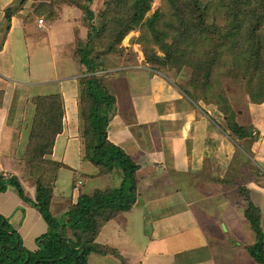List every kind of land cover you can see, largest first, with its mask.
<instances>
[{"label": "trees", "instance_id": "16d2710c", "mask_svg": "<svg viewBox=\"0 0 264 264\" xmlns=\"http://www.w3.org/2000/svg\"><path fill=\"white\" fill-rule=\"evenodd\" d=\"M25 1L20 2L23 5ZM152 2L106 0L104 9L99 12L98 25L94 23L96 14L91 9L92 0L76 4L87 22L86 37L75 41L73 53L74 60L86 74L76 80L77 107L81 164L89 163L91 173L81 174L89 178L113 175L119 185L82 193V186H77L78 177L72 187L76 198L60 219L52 215L54 189L40 170L47 166L65 167L44 159L52 153L57 135L64 131L65 111L61 95L35 96L31 100L34 113L26 153L22 155L23 165L17 166L24 179L26 172L35 180V196L31 198L26 193L17 175L5 177L1 172L0 193L14 190L22 202L40 215L47 230L35 238L34 249L30 250L10 219L0 214V264H90L92 254L125 264L119 250L99 244L97 238L107 223L122 213L131 212L136 205L140 166L107 137L116 101L105 77H98L96 72L110 68L109 54L122 56L121 42L131 31L145 29L141 40L143 64L153 71L169 74L191 106H197L199 112L205 114L209 107L221 116L224 130L238 143L245 140L247 145L242 149L246 153L248 146L258 140L259 132L253 127L236 122L237 113L216 82L221 86L223 79L230 78L243 85L252 103L264 100V29L259 32L264 24V0H166L169 21L162 19L164 15L159 10L146 17ZM211 7L214 14L218 12L223 17L222 26L208 21ZM12 12L11 6L4 10L6 21L10 20ZM152 45H156L161 54ZM199 45L204 46L203 50L198 49ZM249 63L254 66H244ZM240 188L245 201L244 216L255 235L254 243L244 247L257 264H264L261 210L252 202L249 190Z\"/></svg>", "mask_w": 264, "mask_h": 264}, {"label": "crops", "instance_id": "0c3cea01", "mask_svg": "<svg viewBox=\"0 0 264 264\" xmlns=\"http://www.w3.org/2000/svg\"><path fill=\"white\" fill-rule=\"evenodd\" d=\"M12 1L0 0V172H6L8 176L17 175L26 193L33 198L35 187L33 190L30 185L26 187L27 182L17 169L15 155V150L22 143L20 141L23 130H29L34 113V108L32 113L27 110L29 106L34 107L31 100L35 96L60 94L64 97L66 129L57 135L52 153L45 155L44 159L65 165L60 166L58 171L81 169L76 80L83 69L78 65L76 68L66 69L67 74L54 69L43 75L33 73V77H30L32 75L29 76V73L36 70V63L43 62L44 65L39 53L31 52L30 32L36 30L39 34L45 27L44 24L38 25L37 19L24 23L21 17L4 22L3 12ZM16 27H21L24 31L14 32ZM44 43H36V52L40 51L43 56L45 53L41 48ZM53 50L56 52L55 48ZM73 59L70 61L72 64L75 62ZM23 72L29 77H22ZM150 75L139 85V79H144L143 73L131 74V79L126 76L130 84L125 89L117 90L118 94L114 92L116 112L110 121V125L113 123L117 129L118 124H126L125 120L130 123L127 124V129L124 128V133L120 134L122 138L118 145L140 166L137 185L139 195L131 212L138 218L137 223L140 220L141 225H150L153 228L152 233L144 240L182 238L185 243L180 239L178 241L185 253L203 249V259L192 256V264L248 263L250 256L244 246L252 245L255 235L243 216L244 202L238 185L249 190L251 200L255 201L252 202L260 208L264 234V100L252 103L245 92H238L236 96L241 99L237 105L227 93L237 113L236 122L240 126H251L255 132H259L258 140L248 146V154L242 149L247 145L245 140L238 143L231 137L223 128L225 124L221 116L216 115L209 107H206L208 114H205L199 112L195 106L184 104L185 101L176 87L167 84L162 77L160 79L152 76L150 81ZM156 86H160L158 91L161 93L152 92L153 88L157 89ZM168 88L170 91L166 93ZM165 94L169 95L164 99L161 95ZM27 118L30 121L26 123ZM119 133H110L109 138L113 143L117 142ZM253 157L259 158L263 167ZM236 159H240L239 163L253 164V170L248 177H244V164L235 166ZM236 195H239L238 198H235ZM72 196L74 194L71 199ZM15 203L18 206L23 204L22 207L19 206L23 216L19 221L18 232L23 230V226L28 227L34 240L46 232L45 222L41 221L40 215L22 202L12 189L0 193V214L9 218L13 224L14 211L11 205ZM67 208L66 206V210ZM50 211L52 213V207ZM151 211L158 214L168 212V215L155 221L157 216L154 217ZM115 220L117 218L107 224ZM125 221L135 222L133 218ZM243 221L247 222L245 226ZM162 225L165 227L158 231V226ZM34 226L36 228L33 230ZM239 226L242 229L248 228L250 233H246V236L250 241H246L244 235H237ZM194 234L197 235L194 236L197 243L190 242V237ZM158 253L156 256L150 252L151 257L163 259L161 264H171L181 251H176L175 248L166 253ZM93 255L90 256L89 263ZM149 259L146 256L139 264H147ZM150 264L160 263L153 259Z\"/></svg>", "mask_w": 264, "mask_h": 264}, {"label": "rangeland", "instance_id": "374dc122", "mask_svg": "<svg viewBox=\"0 0 264 264\" xmlns=\"http://www.w3.org/2000/svg\"><path fill=\"white\" fill-rule=\"evenodd\" d=\"M21 0H13L9 6L13 8V12L11 14V19H16L20 18L23 20L24 23H27L28 21L31 20H36L41 19L43 21L45 29L40 31L38 34L36 30L31 31V38L30 40V48L32 54H37L39 53V58L40 60H44V65L43 62L41 63H36V70L32 71L29 73L30 77H33V73H37L38 75H43L44 73H49L52 70H57V71H63L65 74L66 69L69 68H76L78 66L77 62L75 61L73 64L70 62L71 58H74V47H75V41L85 39L86 33H87V22L84 21V14L83 11L78 8L76 4H83L86 2V0H74L73 2L68 1V0H26L25 3L22 5L20 2ZM106 0H92L91 9L94 11L96 14V17L94 19L95 24H100L101 17L99 15V12L104 9V3ZM8 6V7H9ZM156 10H159L161 14L164 15L162 18L163 20H170V11L168 9V6L166 4V0H153V2L150 5V10L146 13V17L151 16ZM208 21L211 22H216V24L223 25V17H221L220 13L214 14L213 12L214 9L211 7L208 10ZM4 13V12H3ZM5 16H3V19ZM5 20V19H4ZM3 21V20H2ZM1 21V23H2ZM7 22L8 21H4ZM49 28V29H48ZM264 29V24L262 25V28L259 29V32H261ZM24 30H22L21 27H16L14 32L21 33ZM143 32L144 35L146 34L145 29L143 30H134L128 33L124 39L121 42L120 47L124 48L123 49V54L122 56H113V54L108 55V59H111V61L108 63L110 68L103 70V71H98L96 72V75L98 77H105L107 83L111 86L113 90V95L116 101V95L114 94L117 93V90L125 89V87L129 86L130 83L127 80L126 76L131 79V74H139L143 73L144 79L141 78L139 81H145L147 78L148 73L151 74V79L152 76L153 78H160L164 79V81L171 85L172 87H176L171 76L167 73H162V72H157L149 69L147 66L143 64L144 62V55H143V45L141 44V40L143 38ZM262 33V32H261ZM4 35V34H3ZM0 36H2L0 34ZM142 36V37H141ZM141 37V38H140ZM35 38V39H33ZM37 39V40H36ZM38 42H45L44 47L41 48L42 52L45 53V56H43L40 51L36 52V43ZM170 41V40H168ZM156 51L161 54L158 51V48L156 45H152ZM199 50H203L204 46L199 45L198 46ZM53 48H55L56 52H54ZM53 52L55 53V60H53ZM61 58V59H60ZM61 60V61H60ZM74 61V59H73ZM248 68H252L254 66L253 63H249L247 65ZM79 68L82 69V67L79 65ZM77 73V72H73ZM124 73L126 75H124ZM254 73H252L253 75ZM22 77L27 78L29 76L25 75V72L21 74ZM61 75V74H60ZM79 75L84 77L86 74L84 71H80ZM78 75V76H79ZM62 76V75H61ZM76 75V77H78ZM80 76V77H81ZM170 76V77H169ZM162 77V78H161ZM134 78V77H132ZM38 79V78H35ZM135 79H137L135 77ZM263 85H264V79H263ZM144 84V83H143ZM167 84L166 87L168 86ZM220 83L216 82V86L219 88H223L224 93H229L231 96V99L233 102H235L238 105V101H240L241 98L236 96L238 92L244 93V88L243 85L237 83L236 81L230 79V78H225L221 82V86H219ZM155 88L157 89H152V92H157L160 90V86H156ZM178 90V93L182 95V99H184L185 103L184 104H189V101L187 100L186 95L180 90ZM170 91V88L167 89L168 93ZM161 93V91H158ZM164 93V91H163ZM78 94V93H77ZM144 95V93H140ZM60 95V94H59ZM169 94H165L164 96L161 95L162 98H167ZM62 97V96H61ZM127 97V96H126ZM64 97H62L63 101V107H64ZM121 99V98H120ZM197 107V106H196ZM34 107H30L27 110L29 113H32V109ZM199 110V109H198ZM200 111V110H199ZM26 123L27 121H30L29 118L25 120ZM31 122V121H30ZM126 124H118V129L114 127L113 123L107 127V137L110 136V133L114 132H120L118 136V140L115 143V145H118L119 141L121 140L122 136L120 134L124 133V128L127 129L126 127L127 124L129 125V121L125 120ZM64 130L66 129V125L64 123ZM116 129V130H115ZM20 130V129H19ZM21 131V130H20ZM22 132V131H21ZM134 132V131H133ZM109 135V136H108ZM22 139L20 141V147L15 150V155H16V164L18 167H21L23 165V159L22 155L23 153H26L27 149V137H28V129H24L23 133L21 135ZM67 139V138H66ZM110 139V138H109ZM119 146V145H118ZM121 147V146H120ZM253 156V155H252ZM45 157V156H44ZM239 156H237L238 158ZM254 158V157H253ZM256 163L260 166H262L260 159L259 158H254ZM48 160V159H45ZM50 161V160H48ZM240 159H236L235 166H238L240 164H244V177H248L250 174V171L253 170V164L251 163H239ZM89 164V163H88ZM84 166V163L81 167V169L73 170V171H66V170H60L58 171L57 168L54 167H49L47 166L46 168H42L41 174L43 177L50 182V186L55 191V195L51 199V206L52 207V213L54 216L57 218H61L62 214H64L66 210V206H69V202L72 201V199L76 198L75 193L73 192V184L76 178H78L77 186L81 187V192L86 193L88 191L89 193H92L93 189L98 188V189H105L106 187H114L119 185V180L114 178L113 175H104L101 177H94V178H89L86 177L85 175H82L81 172L83 173H91V166ZM237 166V167H238ZM246 166V167H245ZM237 167H234L237 169ZM263 167V166H262ZM235 169V170H236ZM93 172V170H92ZM252 172V171H251ZM81 174V175H80ZM3 175L5 177H8V174L6 172H3ZM57 176V177H56ZM56 179V180H55ZM27 183L26 187L32 186V190L35 187L34 184V179L27 175L25 172V179ZM83 182V184H81ZM85 182V183H84ZM54 183V184H53ZM80 184V185H79ZM241 185H238V187ZM239 189H241L239 187ZM236 190V188H235ZM74 193V196H72L71 199V194ZM233 195V194H232ZM230 195V197L232 196ZM33 196H35V190L33 192ZM239 195H236L235 198H238ZM240 197L243 199V196L240 195ZM34 198V197H33ZM73 199V200H74ZM254 199V198H253ZM254 201V200H252ZM244 204L245 201L243 200ZM255 202V201H254ZM243 204V208L245 210V205ZM23 204H19L20 207H22ZM18 204H12L11 207L13 208L12 211L14 219L13 226L14 228H19L20 227V219L23 216L22 213L23 211L19 208ZM264 208V205H263ZM54 210V211H53ZM65 211V212H63ZM165 211V210H164ZM36 213V211L34 210ZM242 213V212H241ZM143 214V213H142ZM151 214L155 217V221H158L159 219H164L166 215H168V212H164L163 214H158L157 212L151 211ZM244 216V215H243ZM120 217V218H119ZM127 218H133L135 220L132 221L131 223L127 220ZM245 218V216H244ZM245 220H247L245 218ZM42 221V219H41ZM138 218L134 216L133 212L130 213H122L117 217V220L111 222L110 224H107L101 229V232L97 238V242L102 245H109L119 251L122 252L123 255V261L127 264H139L143 258L150 257L149 262L147 264H150V261L154 259V262L162 263L163 259L160 257H151L150 252L153 255H158V251H164L166 253L169 250H174L176 248V251H181L179 255H177V259H173L171 264H192L191 262L194 260L191 257L194 256L197 259H203L204 253L203 249H195L191 253H185V250L181 248L180 243L178 239L181 240L182 243H185V241L182 238H173L170 237V239L166 240H158V239H152L150 241L144 240L149 233H152L153 228L150 225H141L140 220L139 223H137ZM244 222V226L247 224V222ZM122 223V224H121ZM249 223V222H248ZM224 225V224H222ZM45 230L46 229V224H44ZM145 226V227H144ZM165 226L162 225L161 227L158 226L157 230L160 231L163 229ZM23 230L19 231L21 236L24 238V245L28 247V249L32 250L34 247V242L32 243V240L34 238H31L33 234H31V230L28 227H22ZM36 227H32L34 230ZM150 228V230H149ZM246 233H250L248 231V228H243L239 226V230L237 232L238 236H246ZM186 236V235H185ZM194 236H197L196 234L193 235V237H190V242L191 243H197V240L194 238ZM230 241H233L232 238H228ZM246 241H250L248 237H245ZM26 241V243H25ZM249 258V257H246ZM253 259L252 257H250ZM249 258V262L246 263L243 261V264H257L256 261L253 259V261ZM171 259V258H170ZM170 259H165V261H170ZM162 261V262H161ZM90 264H119L118 261L112 260L107 256H99V255H93L90 261ZM203 264V263H202ZM206 264V263H204ZM241 264V263H239Z\"/></svg>", "mask_w": 264, "mask_h": 264}, {"label": "built area", "instance_id": "2783aa9c", "mask_svg": "<svg viewBox=\"0 0 264 264\" xmlns=\"http://www.w3.org/2000/svg\"><path fill=\"white\" fill-rule=\"evenodd\" d=\"M43 24V21L41 19L38 20V25H42Z\"/></svg>", "mask_w": 264, "mask_h": 264}]
</instances>
